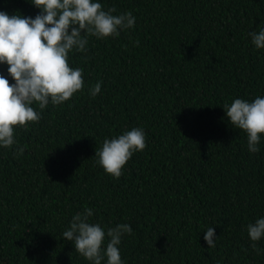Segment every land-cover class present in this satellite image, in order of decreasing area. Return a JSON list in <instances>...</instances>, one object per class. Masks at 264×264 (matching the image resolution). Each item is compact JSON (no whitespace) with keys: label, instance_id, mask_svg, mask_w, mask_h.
I'll return each mask as SVG.
<instances>
[{"label":"trees","instance_id":"trees-1","mask_svg":"<svg viewBox=\"0 0 264 264\" xmlns=\"http://www.w3.org/2000/svg\"><path fill=\"white\" fill-rule=\"evenodd\" d=\"M101 3L132 11L135 26L90 36L86 53H70L83 88L16 127L23 152L0 148V260L90 264L61 237L72 215L90 207L93 222L130 224L119 246L125 264H264L246 230L264 216V139L249 153L246 133L223 108L264 95V49L248 36L264 24V0ZM0 9L38 11L30 0H0ZM133 126L144 128L146 146L115 178L95 149ZM208 226L215 247L203 239ZM255 243L264 249V238Z\"/></svg>","mask_w":264,"mask_h":264},{"label":"clouds","instance_id":"clouds-1","mask_svg":"<svg viewBox=\"0 0 264 264\" xmlns=\"http://www.w3.org/2000/svg\"><path fill=\"white\" fill-rule=\"evenodd\" d=\"M30 2L38 9L34 16L0 9V64L7 65V76L0 74V148L16 145L17 152L24 150L16 139L17 126L38 121L40 110L49 104H62L83 88V69L71 66L70 53H86L90 36L118 37L121 30L134 27L136 22L132 11L117 13L114 6L105 9L101 0ZM248 36L255 49H264V24L257 25ZM100 89L101 82L97 81L88 92L95 97ZM223 108L228 122L246 133L248 152H259L264 139V95L252 99L237 96ZM145 137L142 126L105 137L95 149L96 163L119 178L133 153L145 148ZM92 216L90 207L75 212L61 237L70 241L90 264H125L119 246L122 237L132 232L130 224L106 226L93 222ZM246 230L252 241L250 247L258 255L264 253L255 243L264 238V216L247 223ZM215 236L212 226L203 232L209 247H215Z\"/></svg>","mask_w":264,"mask_h":264}]
</instances>
